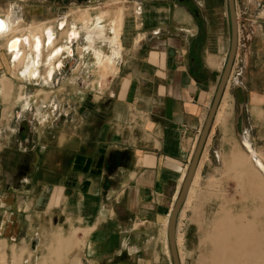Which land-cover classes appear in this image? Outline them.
I'll return each instance as SVG.
<instances>
[{"label":"crops","instance_id":"1","mask_svg":"<svg viewBox=\"0 0 264 264\" xmlns=\"http://www.w3.org/2000/svg\"><path fill=\"white\" fill-rule=\"evenodd\" d=\"M98 1L103 0L89 3ZM105 1L116 2L110 15L87 9L74 17L70 12L75 23L71 19L67 25L103 27L105 36L112 39L116 37L113 23L120 17L118 40L112 45L115 53L110 52L112 66L103 68V60L91 52L98 75L113 78L102 96L84 94L75 101L73 113L51 120L57 122L55 128L39 132L36 127L34 132L33 123L22 118L27 125L24 131L18 129V147L0 150V154L8 151L7 158L0 159V235L15 239L23 232V241L31 243L35 233L39 249L50 230L51 237L71 240L73 264H163L164 258L157 255V259L155 253L148 258L147 249L161 239L162 225L166 226L204 127L228 38L230 49V17H225L223 0ZM56 2L0 0V18L8 19L15 36L34 32L40 36L49 22L55 23V30L60 18ZM251 3L255 16L247 20L249 41L264 44V0ZM5 44L0 39V92L10 88V80L17 81L7 78L15 72L16 63ZM260 44L254 49L249 43L245 49L239 98L232 95L231 100L239 111L237 129L244 137L241 147L232 146L233 152L255 171L242 142L264 166V50ZM96 50L100 54L98 44ZM48 51H43L42 60ZM78 51L81 56L90 52L81 47ZM60 57L56 61L63 64ZM25 65L24 61L14 77L34 82L19 76L18 72L26 71ZM43 65L40 75L47 69ZM43 80L44 74L34 85ZM23 147L25 152L19 150ZM20 151L32 155L27 166L21 160L26 154ZM212 152L230 160L223 149H213L205 160L202 154L198 180H227Z\"/></svg>","mask_w":264,"mask_h":264},{"label":"rangeland","instance_id":"2","mask_svg":"<svg viewBox=\"0 0 264 264\" xmlns=\"http://www.w3.org/2000/svg\"><path fill=\"white\" fill-rule=\"evenodd\" d=\"M223 1V12L228 18L227 3L225 0ZM252 1L235 0L238 47L230 77H236L238 70L242 71V75L237 80L238 83L230 82L229 78L225 95L217 113L218 116L212 125L208 144L205 145L202 152V160H205L208 153L213 149L225 150L226 154L230 156L228 162L215 152H212V157L215 165H220L221 170L226 173L227 180L199 179L190 194L192 200L189 209L181 212L182 205L176 222L180 264H264V184L252 164L238 157L233 152L234 147H232L234 145L241 147V139H244L243 132L238 131L236 126L239 111L234 110L232 106V95L234 97L237 95L239 98L238 88L242 84L244 75L245 49L249 43H253L254 49L259 48L260 44L259 41H249L248 37L250 30L247 20L249 16H255ZM66 2H68V6L63 5ZM89 2L57 0L56 3L60 12L59 20L64 18L68 22L72 19V22L75 23L73 17L68 16V13L71 12L72 16L75 17L80 10L91 9L92 13L100 11L110 15L116 9V2L105 0L94 4ZM107 20L102 24L106 26ZM54 24L49 22L47 25L54 27ZM21 34L23 35V33L19 35ZM59 35L58 32V37ZM106 38H108L107 41L102 40L98 44L101 62L107 56H111L112 48L108 43L110 38L109 36ZM59 42L62 43L63 41ZM84 45L83 39L73 45V55L63 59V67L59 70L60 72L56 73L53 85L49 87L44 88L41 83L39 86H35L36 82H22L23 79H16L12 73L7 74L9 80L17 81L13 83L10 80V88H7L5 92H0V150L7 146L13 150L18 147L15 142L18 129L26 128L27 125V122L22 118H27L33 123L34 132L36 127L39 132H44L53 126V128L56 127L57 122L51 121L54 118L73 113L78 104L75 101L80 100L84 94L87 96L90 92L96 97L104 94L113 77L101 78L98 75V72L93 68L95 61L92 53L89 52L81 56L78 51L79 47ZM260 46L264 50V44H260ZM26 50L27 54L30 55L27 48L24 51ZM228 50L229 38L228 46L222 51L225 59L222 68L226 63ZM117 51H119L118 47ZM117 59H115L116 64ZM22 69L25 70V68ZM221 71L223 72V69ZM42 73L44 74V72ZM42 73L41 77H43ZM21 86H25L24 89H20ZM39 90L44 92L36 96ZM32 94V98L29 97ZM33 103L35 104L33 105ZM51 123L54 124L51 125ZM59 123L60 125L63 124L60 121ZM21 130L24 131V129ZM19 150L25 152L26 148L23 147ZM21 151L20 154H26L21 153ZM7 152L0 154L2 162L4 157L7 158ZM31 156V153L30 155L27 153L23 158L21 157L23 164L27 166ZM196 173H198V168ZM167 220L166 226L162 225L159 243L155 240L149 245L147 254L148 258H152L153 253H155L154 256L157 259V255L159 258H164L163 264H172L167 239ZM46 233L48 235L44 236L42 246L39 249L36 240L37 234L35 233L31 243L23 241V232L17 235L15 239L0 235V264H73L72 261H69V255L72 251L71 240L58 235L51 237L50 230ZM35 240L36 244H33ZM248 242H250L251 247L247 244Z\"/></svg>","mask_w":264,"mask_h":264},{"label":"bare ground","instance_id":"3","mask_svg":"<svg viewBox=\"0 0 264 264\" xmlns=\"http://www.w3.org/2000/svg\"><path fill=\"white\" fill-rule=\"evenodd\" d=\"M1 19H2V24L0 23V39L1 40L5 39V42H6L5 49L10 54L12 61L16 63L14 66L15 72L13 73V75L16 74L17 68L20 65H22L25 61L26 65L24 68L26 71L22 72L21 74L18 73L19 76L22 78H28L29 80L33 79L35 81H38L40 77L39 76L40 67L41 65L44 64L43 66H47V69L44 73V80L42 81L44 87H49L52 85L54 76L56 75V73L60 72L59 70L63 67L62 63L60 62L61 60L56 61V58L60 56H61L60 59L67 58V56L63 53H66L68 57H71L73 55L72 47L75 43H78L80 39H83V38L85 39V45L81 47V50L83 52H89V51L94 52V54L97 56V60L99 61H101V55L96 50V44H99L100 41L102 40L105 42L108 39L105 36L103 27L92 28V27H87L86 24H85L86 27H76V26L71 27L67 25V21L65 19H61L57 22L55 26V30H53L52 27L43 29L41 31L40 36L36 35L35 32H34V35H32L31 33H26L23 35L15 36L14 30L11 29L8 19H5V18H1ZM87 20H88V17H85L84 21L86 22ZM119 21H120V17L118 16L117 20L113 23L115 27L114 31H115L116 37L109 39L108 41V43L111 45V48H112V45H114V41L118 40L117 36L119 35ZM56 31L61 33L58 38H57ZM68 34H69V37H68ZM62 40H64L63 41L64 45H62L61 47H58L59 45L58 42ZM25 48H27L30 51V55L28 56L25 55V51H24ZM46 49L47 51L48 49H50L48 51V56L51 55V57L47 59L48 57L47 56V57H44L42 60L41 58L43 56V51ZM52 51L54 52L52 53ZM114 53L115 51L112 48L111 55H113ZM55 61L59 62L56 65L57 68L54 65V63H56ZM109 66H112V57L107 56L105 60L102 62V67L105 68ZM246 145L248 149L251 150L247 143ZM250 156L252 158V161L255 167L259 170L258 171L256 169V171L261 177L263 176V179H264V166L255 156H253L252 152ZM185 176H186V173H185ZM184 178L182 180V183L184 181ZM261 181L264 184V180H261ZM197 183H198V173H195L192 183L190 185V189L184 201L182 211L180 210L181 212H185L187 209H189L191 200H192V197L190 194L193 192V186H195ZM177 197L175 199V202L177 200ZM169 216L170 214L168 215V220H169ZM168 220H167V229H168ZM176 244H178V240ZM247 244L249 245V247H251L250 242H248ZM250 263H251V260H250Z\"/></svg>","mask_w":264,"mask_h":264},{"label":"water","instance_id":"4","mask_svg":"<svg viewBox=\"0 0 264 264\" xmlns=\"http://www.w3.org/2000/svg\"><path fill=\"white\" fill-rule=\"evenodd\" d=\"M78 2H87L90 0H77ZM227 7H228V13L230 17L231 22V44L230 49L228 52V56L226 59V63L223 68V72L220 77V81L215 93V96L213 98L210 110L208 112L207 118L204 123V127L201 131L200 137L198 139V142L196 144L194 153L192 155L190 164L188 166L186 176L184 178V181L181 185L177 200L171 210L169 220H168V229H167V239H168V246H169V252L172 260V264H180L179 256H178V250H177V244H176V222H177V216L181 210L182 205L184 204V201L186 199V196L188 194V191L190 189V185L192 183V180L194 178V175L197 171L198 164L202 155V152L204 150V147L206 145V142L208 140V137L210 135V131L212 129L213 122L215 120L216 114L218 112L221 100L223 98L224 92L227 87L228 80L230 78V73L232 66L234 64V60L237 53V47H238V26H237V14H236V8H235V0H226ZM0 23L2 24V19L0 18ZM242 146L244 149L251 154V150L248 149L245 142H242Z\"/></svg>","mask_w":264,"mask_h":264},{"label":"built area","instance_id":"5","mask_svg":"<svg viewBox=\"0 0 264 264\" xmlns=\"http://www.w3.org/2000/svg\"><path fill=\"white\" fill-rule=\"evenodd\" d=\"M136 15H140V9L136 10ZM242 75V71L238 70V72L236 73V77L232 78V76L230 77V82L233 81V83H238L237 80L239 79V77Z\"/></svg>","mask_w":264,"mask_h":264},{"label":"flooded vegetation","instance_id":"6","mask_svg":"<svg viewBox=\"0 0 264 264\" xmlns=\"http://www.w3.org/2000/svg\"><path fill=\"white\" fill-rule=\"evenodd\" d=\"M21 129H23V127H21ZM22 132V131H21Z\"/></svg>","mask_w":264,"mask_h":264}]
</instances>
